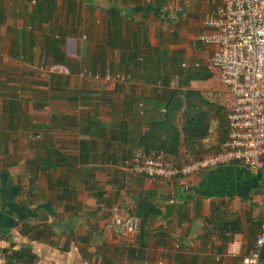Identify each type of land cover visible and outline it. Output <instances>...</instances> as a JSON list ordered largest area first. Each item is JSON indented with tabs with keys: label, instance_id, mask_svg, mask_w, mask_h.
I'll return each instance as SVG.
<instances>
[{
	"label": "crops",
	"instance_id": "0c3cea01",
	"mask_svg": "<svg viewBox=\"0 0 264 264\" xmlns=\"http://www.w3.org/2000/svg\"><path fill=\"white\" fill-rule=\"evenodd\" d=\"M216 5L0 0V252L7 264H220L214 255L231 240L242 241L241 253L222 263L242 264L264 223V170L232 162L170 182L126 166L163 116L162 81L176 86L183 69L211 72L191 87L225 91L205 65L213 47L200 51L196 41ZM193 53L204 62L181 65ZM55 63L69 74L49 71ZM83 69L132 77L114 83L82 76ZM166 157L194 158L183 147ZM116 207L141 219L135 240L113 224Z\"/></svg>",
	"mask_w": 264,
	"mask_h": 264
},
{
	"label": "built area",
	"instance_id": "2783aa9c",
	"mask_svg": "<svg viewBox=\"0 0 264 264\" xmlns=\"http://www.w3.org/2000/svg\"><path fill=\"white\" fill-rule=\"evenodd\" d=\"M154 4L157 0H137ZM215 8L204 20V29L197 39L213 47L208 65L231 96L228 107L229 134L223 149L204 153L184 164L172 163L163 152H147L136 149L126 160L132 174L173 181L194 173H203L219 165L240 162L253 170H264V0H213ZM187 66V63H183ZM199 65L194 63V66ZM52 73L69 74L62 64H52ZM82 76L108 82L129 80L130 73L113 72L103 74L83 69ZM113 224L124 225L128 238L135 240L142 231L141 219L122 212L113 211ZM242 241L231 240L224 253H215L222 263L223 255L241 253ZM264 223L242 264H263ZM0 264H7L0 252Z\"/></svg>",
	"mask_w": 264,
	"mask_h": 264
},
{
	"label": "trees",
	"instance_id": "16d2710c",
	"mask_svg": "<svg viewBox=\"0 0 264 264\" xmlns=\"http://www.w3.org/2000/svg\"><path fill=\"white\" fill-rule=\"evenodd\" d=\"M177 75L180 80L176 86L162 81L163 116L152 120L140 137L139 146L147 152H163L167 156L178 155L183 147L184 154L190 158L222 150L229 134L228 111L209 99L205 90L191 87V80L207 79L212 73L183 69Z\"/></svg>",
	"mask_w": 264,
	"mask_h": 264
},
{
	"label": "rangeland",
	"instance_id": "374dc122",
	"mask_svg": "<svg viewBox=\"0 0 264 264\" xmlns=\"http://www.w3.org/2000/svg\"><path fill=\"white\" fill-rule=\"evenodd\" d=\"M199 17H200V15H199ZM208 18V14H206L205 15V17H204V20L205 19H207ZM198 35V34H197ZM198 39L196 38V41H197ZM197 46H198V49L200 50V51H207V45L206 44H203L202 42H198L197 43ZM212 52V51H211ZM190 56H192L191 58H193L192 60L191 59H189V60H184L183 59V61L181 62V63H190V64H194L195 62H197L198 64H202L204 61H203V59L201 60V58L200 57H198V56H196V53H193L192 55H190ZM211 56V53H210V55L208 56V57H210ZM208 61L209 60H207L206 61V63L207 64H205L207 67H208ZM208 69V68H207ZM209 70V69H208ZM210 71V70H209ZM217 80V81H219L218 80V77H217V74L214 72V78H213V80ZM204 85V83L203 82H198V85H196V87H202L203 85ZM222 85V84H221ZM223 86V85H222ZM212 87V86H211ZM224 87V86H223ZM214 88H216L215 87V85H214ZM225 88V87H224ZM226 89V88H225ZM209 92H211V93H209ZM209 93V94H208ZM206 95L208 96V98L209 99H211V100H213V101H215V102H218V103H220V104H222L223 106H225V108H226V111H228V107H229V105H230V103H231V96L228 94V92L225 90V91H221V90H218V89H214L213 90V87H212V89H210V90H208V92L206 93ZM213 140L215 139L214 137L212 138Z\"/></svg>",
	"mask_w": 264,
	"mask_h": 264
}]
</instances>
